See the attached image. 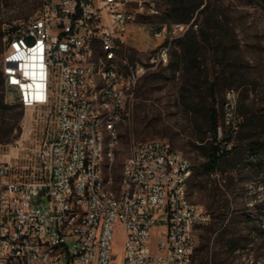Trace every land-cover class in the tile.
<instances>
[{"label": "built area", "instance_id": "2783aa9c", "mask_svg": "<svg viewBox=\"0 0 264 264\" xmlns=\"http://www.w3.org/2000/svg\"><path fill=\"white\" fill-rule=\"evenodd\" d=\"M158 14L155 0H42L8 29L6 102L45 108L50 128L18 160L0 154V264H195L196 232L212 217L190 197L191 160L158 138L131 145L117 183L113 171L137 82L199 28L138 20ZM146 28L156 43L132 58ZM236 105L231 89L227 125Z\"/></svg>", "mask_w": 264, "mask_h": 264}, {"label": "rangeland", "instance_id": "374dc122", "mask_svg": "<svg viewBox=\"0 0 264 264\" xmlns=\"http://www.w3.org/2000/svg\"><path fill=\"white\" fill-rule=\"evenodd\" d=\"M160 14L145 19L150 22H171L165 19V3L155 0ZM42 0H0V66L5 51L8 29L20 21L33 16ZM202 7L221 13L219 29L222 41L213 43L206 51L198 54L196 71L199 79L193 78L187 64L179 63L180 48L177 42L171 48L172 66H156L150 69L136 84L127 101V118L120 126V142L116 149L113 166L116 183L130 147L135 142L151 139H167L172 146L187 156L193 164V174L188 182L192 201L202 204L216 218L218 227L229 226L230 220L243 212L251 213L263 224L241 223L242 235L249 243L235 252L226 247L218 231L208 238L204 229L196 232L195 264H264V154L254 161V167L231 161L221 165L214 173H204L213 140L210 136L209 118H219V139L231 135L237 145L236 159L247 157V146L254 140H264V0H204ZM205 13L196 12L190 21L200 25ZM139 21H145L139 17ZM199 29V28H198ZM128 46L129 53L137 59H145L151 51L147 28L133 34ZM227 49V59L217 56L216 49ZM237 94L234 124L224 120L227 92ZM0 96L6 102L5 89ZM22 112V113H21ZM7 119L20 115V133L9 143H0V154L6 158L23 157L25 152L40 140L50 122L46 109L7 110ZM11 118V119H10ZM247 121L253 129L244 130L239 123ZM2 131L0 137L4 136ZM253 136V137H252ZM16 156H19L16 158ZM214 197L209 198V194ZM218 206H222L218 209ZM220 220V221H219ZM256 227L250 229L249 227ZM122 238L118 234V239ZM121 239L117 251L121 252Z\"/></svg>", "mask_w": 264, "mask_h": 264}, {"label": "trees", "instance_id": "16d2710c", "mask_svg": "<svg viewBox=\"0 0 264 264\" xmlns=\"http://www.w3.org/2000/svg\"><path fill=\"white\" fill-rule=\"evenodd\" d=\"M165 3V19H171L176 22H189L191 18L194 16L196 12L205 13L202 24H199L198 30H191L184 37H182L178 41V46L180 48V54L178 55L179 63L184 62L187 64V68L190 73H194L193 78L198 80L199 76L197 75L194 68L196 67L197 56L199 53L206 51L213 43L222 41V31L219 29V23H221V13L217 10H209V7H202L204 4V0H163ZM147 18H144V20ZM196 22V21H195ZM14 26H11L9 30H13ZM2 34L0 30V35ZM176 41V42H177ZM216 55L220 56L221 59H227L226 55L227 49L224 48L220 50L216 47ZM218 56V57H219ZM135 58V57H132ZM173 61L170 60L169 64L166 67L172 66ZM0 88L2 90L4 87V76L3 71L0 66ZM22 109L23 107L19 104H6L4 103L3 96H0V134L2 131H5L4 136L0 137V143H9L13 142L17 139L20 133V115L17 118L12 117L10 121L7 119L6 112L7 110L13 109ZM11 119V118H10ZM240 127L244 130L253 129L247 121L244 123H239ZM209 126H210V136L212 137L213 144L210 152L208 153V160L204 163V173L205 174H215L214 171L220 167L221 165H228L231 161L239 162L245 164L246 161L249 162L250 166L254 167V161L259 160L264 154V140H254L247 146L248 156H241L236 159L237 155L235 152L237 151V145L234 142V139L231 135H227L226 137L219 139V118L216 114L210 115L209 118ZM253 137V136H252ZM231 143V144H230ZM230 144V145H229ZM246 165V164H245ZM209 198L214 197V193H210ZM222 206H218V209ZM225 213H219L218 215L213 214V222H210L207 225H202L199 228H203L205 233L204 237L208 238L211 234L218 231V235H220L226 247L229 251L235 252L243 247L244 243H249L250 240L247 236L242 235L239 226L241 223L247 224H263L262 220H258L249 212H243L236 218L230 220L229 226L219 228L218 222L216 218L220 217L222 219V215ZM212 217V214H211ZM212 220V218H211ZM220 221V220H219ZM198 228V229H199ZM250 229H254L256 227H249ZM264 230V229H263Z\"/></svg>", "mask_w": 264, "mask_h": 264}, {"label": "crops", "instance_id": "0c3cea01", "mask_svg": "<svg viewBox=\"0 0 264 264\" xmlns=\"http://www.w3.org/2000/svg\"><path fill=\"white\" fill-rule=\"evenodd\" d=\"M155 43H156V39L153 36L150 37V45H151V47H153Z\"/></svg>", "mask_w": 264, "mask_h": 264}]
</instances>
